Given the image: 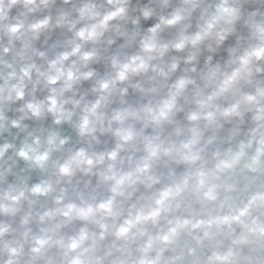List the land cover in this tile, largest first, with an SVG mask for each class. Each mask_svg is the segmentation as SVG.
Wrapping results in <instances>:
<instances>
[{"label": "clouds", "instance_id": "9594fccd", "mask_svg": "<svg viewBox=\"0 0 264 264\" xmlns=\"http://www.w3.org/2000/svg\"><path fill=\"white\" fill-rule=\"evenodd\" d=\"M0 264H264V0H0Z\"/></svg>", "mask_w": 264, "mask_h": 264}]
</instances>
